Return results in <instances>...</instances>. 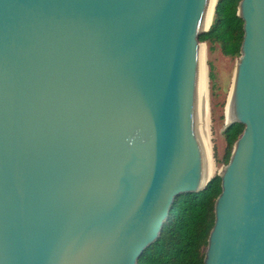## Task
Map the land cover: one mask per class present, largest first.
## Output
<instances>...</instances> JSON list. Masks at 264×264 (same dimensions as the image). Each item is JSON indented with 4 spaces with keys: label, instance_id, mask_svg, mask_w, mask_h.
I'll return each mask as SVG.
<instances>
[{
    "label": "water",
    "instance_id": "obj_1",
    "mask_svg": "<svg viewBox=\"0 0 264 264\" xmlns=\"http://www.w3.org/2000/svg\"><path fill=\"white\" fill-rule=\"evenodd\" d=\"M209 3L0 0V264H137L174 200L205 189ZM237 15L224 129H244L204 264H264V0Z\"/></svg>",
    "mask_w": 264,
    "mask_h": 264
},
{
    "label": "trees",
    "instance_id": "obj_2",
    "mask_svg": "<svg viewBox=\"0 0 264 264\" xmlns=\"http://www.w3.org/2000/svg\"><path fill=\"white\" fill-rule=\"evenodd\" d=\"M240 1L218 0L210 28L199 35V41L210 46L217 43L224 55L239 57L244 34L243 20L237 15ZM243 129V124L235 122L223 130L227 144L222 159L225 165ZM220 192L221 177L216 174L202 191L178 196L159 237L142 253L137 264H204L215 220V201Z\"/></svg>",
    "mask_w": 264,
    "mask_h": 264
},
{
    "label": "rangeland",
    "instance_id": "obj_3",
    "mask_svg": "<svg viewBox=\"0 0 264 264\" xmlns=\"http://www.w3.org/2000/svg\"><path fill=\"white\" fill-rule=\"evenodd\" d=\"M202 44L205 45L206 49L211 145L212 157L216 166L214 175H216L218 170L225 165L222 159L226 152L227 144L223 130L224 123L227 121L228 98L238 57L224 55L217 43L213 44V46H210L207 42H202ZM210 74L212 77H210Z\"/></svg>",
    "mask_w": 264,
    "mask_h": 264
},
{
    "label": "bare ground",
    "instance_id": "obj_4",
    "mask_svg": "<svg viewBox=\"0 0 264 264\" xmlns=\"http://www.w3.org/2000/svg\"><path fill=\"white\" fill-rule=\"evenodd\" d=\"M216 0H210L208 12L205 18V28H208L213 20L214 6ZM206 49L204 44L199 46V79H200V96H201V113H202V129H203V150L204 162L208 172V177L214 175L216 166L212 157L211 145V122H210V108L208 102V83L206 73ZM227 115V114H226ZM228 115L226 119L228 120Z\"/></svg>",
    "mask_w": 264,
    "mask_h": 264
}]
</instances>
